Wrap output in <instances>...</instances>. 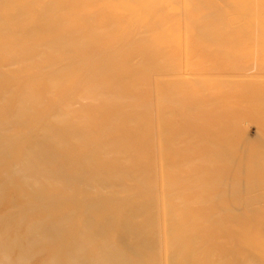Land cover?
I'll return each mask as SVG.
<instances>
[{"label":"bare ground","instance_id":"obj_1","mask_svg":"<svg viewBox=\"0 0 264 264\" xmlns=\"http://www.w3.org/2000/svg\"><path fill=\"white\" fill-rule=\"evenodd\" d=\"M252 35L264 0H0V264H264Z\"/></svg>","mask_w":264,"mask_h":264},{"label":"rangeland","instance_id":"obj_2","mask_svg":"<svg viewBox=\"0 0 264 264\" xmlns=\"http://www.w3.org/2000/svg\"><path fill=\"white\" fill-rule=\"evenodd\" d=\"M220 3H221V1H220ZM254 8L255 7L252 4L249 6V9H250L249 13L251 15H254V12H255ZM222 30H224V29H222ZM223 34H224V32L222 33V35ZM224 36H222V38H221L222 40H223V38H225V39L227 38ZM225 39H224L223 43L228 40V39L227 40H225ZM230 41L231 40H228V43L227 42H225V43L231 44V45H226V44L223 45V43H222L224 49H226L232 45L235 46V44L230 43ZM240 43L241 42H239V44ZM243 45H240V46L236 45L235 48L238 47L239 49H241V46L247 47V45H245V44H243ZM246 47H245V49H246ZM250 47H252V49L254 50L253 51V61L247 62L246 59L243 58L244 53H239L238 55L236 54L235 66L237 67V69H239L240 72H244V73L250 72L253 75L252 82L248 86H246V85L243 86V84H239L240 86L242 85V87L239 89H236L238 92L233 93V95L239 97L240 102L242 104L245 102V100L247 98H249L250 96H253V103H252L253 106L250 109L251 113H249L248 119L255 124L254 127H257L259 129V131L257 130V136L259 135L258 137L261 138L262 135H260V134H264V130H262V129H264V59L258 60L257 54H258V51L260 49L264 52V45L261 42H259L255 38V36L252 35L251 40H250ZM241 50H244V49H241ZM255 56H256V58H255ZM243 105L240 104V107H241V110L243 108V110L241 112L244 113L243 115H245V112H246V110H248V107L246 106V104L244 106ZM244 108H245V111H244ZM237 112H240V111H237ZM263 136H262V139H264ZM260 141H262V140L259 139L257 142L260 143ZM260 144H262V143H260Z\"/></svg>","mask_w":264,"mask_h":264}]
</instances>
